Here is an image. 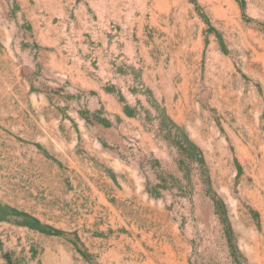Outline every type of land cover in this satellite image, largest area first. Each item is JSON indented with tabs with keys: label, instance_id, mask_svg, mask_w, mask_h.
Segmentation results:
<instances>
[{
	"label": "rangeland",
	"instance_id": "374dc122",
	"mask_svg": "<svg viewBox=\"0 0 264 264\" xmlns=\"http://www.w3.org/2000/svg\"><path fill=\"white\" fill-rule=\"evenodd\" d=\"M0 264H264V0H0Z\"/></svg>",
	"mask_w": 264,
	"mask_h": 264
}]
</instances>
